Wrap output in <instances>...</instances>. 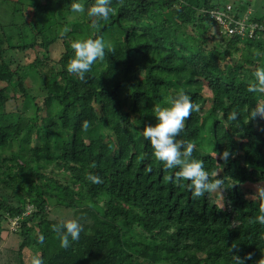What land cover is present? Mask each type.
Segmentation results:
<instances>
[{
  "label": "trees",
  "instance_id": "16d2710c",
  "mask_svg": "<svg viewBox=\"0 0 264 264\" xmlns=\"http://www.w3.org/2000/svg\"><path fill=\"white\" fill-rule=\"evenodd\" d=\"M72 2L0 0L10 15L0 22V237L14 221L16 255L30 250L43 264H231L232 244L241 257L251 253L245 264H264V225L249 223L264 200L244 188L264 171V119L248 120V109L264 102V93L248 91L264 67V0H111L105 21L73 13ZM82 2L87 9L95 0ZM226 5L243 20V35L215 33L211 12ZM97 36L113 48L81 81L67 71L70 45ZM55 46L59 91L38 74L40 59L11 68L9 52L47 58ZM178 92L194 108L177 139L193 143V158L222 181L199 197L142 134L154 108ZM233 111L238 121L228 120ZM69 218L95 225L93 255L75 241L60 246L53 225ZM11 259L5 264H18Z\"/></svg>",
  "mask_w": 264,
  "mask_h": 264
},
{
  "label": "clouds",
  "instance_id": "9594fccd",
  "mask_svg": "<svg viewBox=\"0 0 264 264\" xmlns=\"http://www.w3.org/2000/svg\"><path fill=\"white\" fill-rule=\"evenodd\" d=\"M71 11L76 14L86 11L88 16L94 17L98 21H105L109 19L113 8L111 7V0H95V3L87 9H85L82 0H73ZM70 47L74 55L67 64V71L84 81L86 73L89 72L94 62L102 60L106 50L111 51L113 45L102 36H97L96 38L74 40ZM253 75L255 80L249 85L248 91L264 93V67L257 68ZM193 108L194 104L187 94L176 93L168 106H156L154 108L155 123L145 125L142 134L150 144L152 154L157 161L161 162L166 169H178L176 177L181 183L187 182L186 187L192 191L194 196L199 197L209 189H218L222 181L220 179L210 180V174L205 169L204 161L193 158V143L177 139ZM238 116L239 113L233 111L228 116V120L238 121ZM257 117L264 119V102L255 104L254 107L248 109V120H254ZM83 126H88L87 121L84 122ZM215 154L217 155V153ZM229 157L230 152L227 149L219 153V158L225 162ZM89 179L93 183L101 182L99 176L92 174L89 175ZM257 196L264 200V187L259 188ZM249 223L264 225V205L260 207L258 215L249 219ZM53 230L58 235L60 246L67 248L71 242L79 239L83 226L78 219L69 218L54 224ZM44 239V235L41 234L39 236L40 242L42 243ZM228 248L231 264H245V261L251 259V253H246L243 257L238 255L239 249L236 244H232ZM233 249L236 251L234 252ZM30 264H43V260L39 255L34 254L30 258Z\"/></svg>",
  "mask_w": 264,
  "mask_h": 264
},
{
  "label": "rangeland",
  "instance_id": "374dc122",
  "mask_svg": "<svg viewBox=\"0 0 264 264\" xmlns=\"http://www.w3.org/2000/svg\"><path fill=\"white\" fill-rule=\"evenodd\" d=\"M214 1H218V3L223 4L224 0H214ZM8 10V11H7ZM249 12H251V9L247 10ZM10 19V15H9V9H7V7L4 6V4H0V22L1 23H6L8 22V20ZM215 33L219 36H221L219 34V32L217 31V29H215ZM38 50H30V51H26V52H20V51H15V52H9V55H7L11 62V68L14 69L15 66L17 65H29V64H33L37 59L41 60L42 65L38 64L37 67V72L38 74L40 73L42 78L44 79V82L46 85V87L48 88L49 91L55 92V91H59L60 89H62L64 83V79H62V77L58 76L56 73V70L54 69L53 66L56 67V65L54 64V61L57 60V58L59 57V55L62 53V47L61 46H55L52 50L51 53L48 55L47 58H43L42 53L39 54L37 52ZM7 57V58H8ZM6 58V59H7ZM27 80V84L29 86L33 87V91L37 92V90L39 89V79L38 76L35 74H30V77L26 79ZM205 88L207 90L208 86L206 84ZM13 101L10 102V106L9 109H11L12 107H14V105L12 104ZM14 109V108H13ZM27 113L29 114V110H27ZM6 118L10 119V116L6 115ZM257 125L258 127H260L262 129L263 132L260 133V136L262 139H264V125L260 122L257 121ZM44 145V141L41 144ZM263 154H264V150H263ZM261 175L257 178H255L253 181H251L249 184L245 185V189H248L250 191H254L255 194L258 193V190L260 187H264V171L262 173H260ZM51 208V207H50ZM30 210V205L27 206V213H29ZM59 211L61 213H63L64 215H67L66 210H61L59 209ZM57 210H52V212L55 214L56 212H59ZM155 217H157V215H154ZM83 226V225H82ZM14 230H15V226H14V221L11 222V225L9 226V229H6L5 226H3V231L1 233V237H0V263H4L5 264V257L6 259L12 257V259L10 260L12 261H19L18 264H29L30 263V258L34 255L32 253V251L30 250H23L22 255H16V251L18 249L19 243L21 241V239L19 237H17L14 234ZM96 235V231H95V225L91 226V227H86L83 226V230L80 234V237L78 240L75 241L77 246H81L84 251L86 252H90L91 255H93V237ZM62 252L64 253L65 250H62ZM56 253L53 252L52 253V258L53 261L55 262V258H59L58 260H60V263H62V258H63V254L62 256H57L55 257ZM61 254V253H59ZM21 257V259H20ZM8 261V260H7ZM50 264H59L58 262L55 263H50ZM166 264V263H165Z\"/></svg>",
  "mask_w": 264,
  "mask_h": 264
},
{
  "label": "built area",
  "instance_id": "2783aa9c",
  "mask_svg": "<svg viewBox=\"0 0 264 264\" xmlns=\"http://www.w3.org/2000/svg\"><path fill=\"white\" fill-rule=\"evenodd\" d=\"M231 6H221L216 10L211 12V19H213L217 31L220 35L227 33L232 34H242L244 32V22L242 19L236 17L232 13ZM244 19V18H243ZM15 225V222H14Z\"/></svg>",
  "mask_w": 264,
  "mask_h": 264
}]
</instances>
